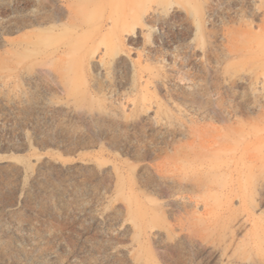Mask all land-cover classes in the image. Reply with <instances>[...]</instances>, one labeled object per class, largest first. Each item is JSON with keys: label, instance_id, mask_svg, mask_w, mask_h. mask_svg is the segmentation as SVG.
Wrapping results in <instances>:
<instances>
[{"label": "rangeland", "instance_id": "obj_1", "mask_svg": "<svg viewBox=\"0 0 264 264\" xmlns=\"http://www.w3.org/2000/svg\"><path fill=\"white\" fill-rule=\"evenodd\" d=\"M0 264H264V0H0Z\"/></svg>", "mask_w": 264, "mask_h": 264}, {"label": "water", "instance_id": "obj_2", "mask_svg": "<svg viewBox=\"0 0 264 264\" xmlns=\"http://www.w3.org/2000/svg\"><path fill=\"white\" fill-rule=\"evenodd\" d=\"M0 152H3V151H0Z\"/></svg>", "mask_w": 264, "mask_h": 264}]
</instances>
